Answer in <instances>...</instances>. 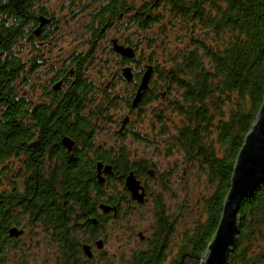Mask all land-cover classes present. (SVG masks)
Listing matches in <instances>:
<instances>
[{
    "label": "flooded vegetation",
    "instance_id": "af4514ba",
    "mask_svg": "<svg viewBox=\"0 0 264 264\" xmlns=\"http://www.w3.org/2000/svg\"><path fill=\"white\" fill-rule=\"evenodd\" d=\"M166 5L150 0L20 1L21 39L29 51L18 98H10L9 82L0 83V117L7 104L19 102L14 108L19 113H9L6 136L24 131L32 139L7 146L0 171L7 169L0 190V242L20 247L27 264L61 258L57 244L69 238L79 264L98 262L108 229H118L121 238L119 232L125 231L135 248L146 246L156 233L157 200L168 196L163 188L179 182L186 193L188 184L202 181V160L190 165L192 157L173 143L181 129L171 130L168 124L166 111L183 100V92L166 83L168 61L153 58L160 44L162 55L176 52H167L170 42H162L172 28L184 38L189 35L188 22L171 24ZM149 68L147 88L133 105ZM190 168L197 171L189 175ZM179 210L184 211L181 204Z\"/></svg>",
    "mask_w": 264,
    "mask_h": 264
},
{
    "label": "trees",
    "instance_id": "16d2710c",
    "mask_svg": "<svg viewBox=\"0 0 264 264\" xmlns=\"http://www.w3.org/2000/svg\"><path fill=\"white\" fill-rule=\"evenodd\" d=\"M20 1L0 0V83L9 82L10 98H18V83L23 74V62L19 61L17 54L23 43ZM159 2H167L171 24L197 21L206 30L203 34L200 29L199 35L194 36L196 39H191L189 50L158 55L159 49L155 46L153 58L155 63L168 61L171 71L165 72L166 83H175L183 92V100L172 102L166 111L170 119L169 128L181 129L173 141L174 147L192 159L202 160L200 185H205V177L207 188L212 193L201 201L204 209L199 210V219L192 223L193 229L188 234L183 217H180L179 231L174 219L167 218L159 196L154 240L136 250L126 247L124 255L122 251L113 257L124 261L123 256L129 254L130 264H199L217 228L235 158L264 96V0H150L153 5ZM160 17L157 14V18ZM18 73L20 78L16 81ZM168 87L170 91V85ZM18 106L19 102L7 104V110L0 117V171L9 151L7 146L21 142L29 144L32 139L24 131L6 136L9 113H14L12 116L19 113L14 111ZM178 120L180 124H176ZM6 176L7 169L0 175L2 193ZM180 192L185 196L188 188L186 193ZM181 206L184 210L185 206ZM64 210L75 214L69 207H64ZM238 216V240L226 264H264V183L242 202ZM11 224L12 221L4 224L3 231L8 232ZM112 232L116 235L118 229ZM65 234L68 237L67 231ZM174 237L180 238L177 253L165 263L167 253L164 248L167 244L170 250L175 248ZM70 241L71 244L67 243ZM57 246L61 258L53 256L56 259L52 260L54 264H79L76 261L79 254L70 238L60 241ZM0 264H27V261L20 247H13V244L5 246L0 242Z\"/></svg>",
    "mask_w": 264,
    "mask_h": 264
},
{
    "label": "water",
    "instance_id": "95a60500",
    "mask_svg": "<svg viewBox=\"0 0 264 264\" xmlns=\"http://www.w3.org/2000/svg\"><path fill=\"white\" fill-rule=\"evenodd\" d=\"M150 71L149 68L144 73L133 105H137L141 92L146 90ZM124 78L129 79V75L124 73ZM262 183H264V96L256 118L235 158L230 186L223 201L217 228L199 264L227 263L228 256L235 250L238 240L240 206ZM127 186L133 189L134 183L128 180ZM133 197L139 201L143 198ZM85 253L90 257L88 249H85Z\"/></svg>",
    "mask_w": 264,
    "mask_h": 264
},
{
    "label": "rangeland",
    "instance_id": "374dc122",
    "mask_svg": "<svg viewBox=\"0 0 264 264\" xmlns=\"http://www.w3.org/2000/svg\"><path fill=\"white\" fill-rule=\"evenodd\" d=\"M210 5V4H207ZM187 34H189V36H191L190 39H192L194 36H198L199 35V31L200 29L202 30L203 34H206V30L202 29L200 27V25L198 24L197 21H192L189 22L187 25ZM172 28V27H171ZM178 28H172V33L170 36L167 37H163V44H166V42H170V47L167 50V52H173V51H187L190 49L191 47V40L184 38L183 36V32H178ZM196 39V37H194ZM161 42V43H162ZM23 46L19 47L17 54H19V61L23 62L25 61V58L28 56V51H29V45H23V43L21 44ZM159 51L157 52V54H161V44L158 47ZM156 52V51H155ZM41 68H39L38 70H41ZM20 73V72H19ZM19 73H18V79L16 81L19 80ZM218 121V118L216 117V122ZM196 161L194 159H192V162H189L190 165L192 167H194V163ZM197 171V169H196ZM194 168H190L188 169V174L190 175L192 172H196ZM207 179L204 177V183L205 184L203 187L200 184H189L187 186L188 188V196H184L181 194L180 192V185L179 182L176 184H171V185H166L165 188H163V192L167 193L168 196H160L161 197V206L163 209V212L166 214V211H170L168 212V214L170 215L169 220H173L174 222H176V229L179 231L180 230V217L184 218V228L186 229L187 234L191 232L192 228V223L197 222L199 219V210L203 211L204 209V205L201 204V201L203 200V198H207L211 195L212 191L210 189L207 188ZM184 189V188H182ZM203 192V196H201ZM174 194L175 196H170ZM198 200V203L197 201ZM182 204L183 206H185L184 211H178V205ZM168 214H166V216H169ZM203 220V218L201 219ZM143 231V230H140ZM112 230L107 231V246H106V250L105 253H103V257L101 260H99L98 262H96V264H130V255L128 254L127 256H123V260L121 261L119 257H113V255H117L119 253H121L123 251L124 248L126 247H130V250H136V248L134 246H131L130 243H128V237H126V233H121L119 232V234L122 236H116L113 234ZM173 243H175V248L170 250V246L167 244V246L164 248L165 252L167 253L165 255L166 260L165 263L168 262L174 255H176L177 253V249H178V245H179V241L180 238H175L174 240H172ZM125 254V251H123L122 255ZM167 259H169L167 261ZM52 260H56L54 259V257H52V259L49 260L48 263L45 264H54V261Z\"/></svg>",
    "mask_w": 264,
    "mask_h": 264
}]
</instances>
